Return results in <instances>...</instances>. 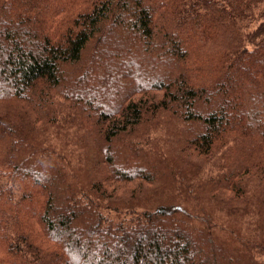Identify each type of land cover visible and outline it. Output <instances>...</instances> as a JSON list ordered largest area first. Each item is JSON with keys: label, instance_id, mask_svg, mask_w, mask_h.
Wrapping results in <instances>:
<instances>
[{"label": "trees", "instance_id": "trees-1", "mask_svg": "<svg viewBox=\"0 0 264 264\" xmlns=\"http://www.w3.org/2000/svg\"><path fill=\"white\" fill-rule=\"evenodd\" d=\"M261 255L264 0H0V264Z\"/></svg>", "mask_w": 264, "mask_h": 264}, {"label": "rangeland", "instance_id": "rangeland-1", "mask_svg": "<svg viewBox=\"0 0 264 264\" xmlns=\"http://www.w3.org/2000/svg\"><path fill=\"white\" fill-rule=\"evenodd\" d=\"M160 131H162V129L161 128H151L150 129V132L152 133V134H154V135H160L161 133H160ZM157 133H160V134H157ZM261 260H263L264 261V255H261L260 257H259Z\"/></svg>", "mask_w": 264, "mask_h": 264}]
</instances>
